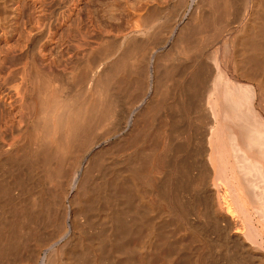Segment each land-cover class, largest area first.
I'll use <instances>...</instances> for the list:
<instances>
[{
	"label": "bare ground",
	"instance_id": "1",
	"mask_svg": "<svg viewBox=\"0 0 264 264\" xmlns=\"http://www.w3.org/2000/svg\"><path fill=\"white\" fill-rule=\"evenodd\" d=\"M174 3L140 5L122 31L105 30L104 55L77 62L80 84L71 72L31 73L41 83L20 120L27 140L4 157L22 151L52 179L48 189L39 178L46 197L29 205L51 213L54 236L33 264H102L116 251L122 264H264V0ZM105 216L110 237L93 231ZM8 217L4 245L16 246L31 222Z\"/></svg>",
	"mask_w": 264,
	"mask_h": 264
},
{
	"label": "rangeland",
	"instance_id": "2",
	"mask_svg": "<svg viewBox=\"0 0 264 264\" xmlns=\"http://www.w3.org/2000/svg\"><path fill=\"white\" fill-rule=\"evenodd\" d=\"M143 1H146V0H143ZM152 1L153 0H150L149 2L148 0L147 2H143L142 4V0L141 1L140 0H0V159H1L0 163H2L0 164V168L2 171V172L0 171L1 172L0 176H3L2 179L6 181L4 182L3 180L1 181L0 179V181L2 182L0 183V190H2L0 191V195H1L0 197H2L0 198V201L3 202V204L0 203V208L2 205L4 206L6 202L9 201V203H12L10 204L11 206H9L10 209H14V211L15 209H18V208L23 209V214H20L22 213L21 210H20L21 212H18L17 210L16 212L10 210L8 207L9 204L6 205L7 208L6 206H4L3 209L1 208L2 210L9 209V211L7 210L6 212L10 213L11 219L12 217L13 219H15V220L12 219V221L15 222L14 224L17 227L19 224L23 226L31 222L26 225L27 228L25 226H24L25 228L23 227L24 230L22 229V227H20L19 229L15 227L18 230V231L16 230L15 231L16 232L20 231L19 233H21V234L19 233L15 234V240L17 243L20 241L21 245H20V242L18 243L19 245L15 244L16 246H13L9 243L10 244V247H9V244L4 245V243L9 242V239H8L9 232L7 231L9 225L7 224L10 222L7 223L4 220L6 216L7 217L9 216V213L4 214V211H0V214L2 213L4 214V215H0V218H2V221L3 220L5 221V222H0V225L2 226V228L0 227V229L2 230L0 232L3 233L5 231L7 235L6 237V235L0 233V239L2 238L1 239L2 242L0 241V244L2 243L1 245L2 246L4 245V249L2 246H1L2 248L1 247L0 248L5 250L6 249L5 247L8 246L9 248L7 247V250L9 251L11 249L10 250L11 252L10 251H9L10 253L8 252L9 256H8V253H5L7 251L5 252L0 251V254L2 253L0 255V264H33V258L35 256L34 253L38 249V247L36 246L38 245L45 249V247H48L53 242V239H54V236L45 234V233H48L46 231H48V227H49L48 225L50 224V221H51V220L49 221L50 219L49 217L51 216V213H48L47 210H43L41 211V213L38 212L39 214H37L35 211H40L39 209H34L35 211L32 210V207H34L33 203L35 200H37L35 201V203H38L39 199H43V197L44 198L46 197L44 188H46L47 185L44 183L45 185L44 187H42L41 183L43 181L46 182L45 180L48 181L46 182L47 184L52 183V182H49V181H52V179H49L48 175H46L47 171L45 168H43L44 165L41 166L42 164L40 161L41 165L39 163H35L34 165L35 169L31 168L33 169L31 170L29 168L30 166L28 167V165L30 164L28 162L27 163L28 165L24 164L28 168L25 167L22 164L23 163L22 161L24 159L26 161L27 156H25L23 159L22 157L25 154L22 151L21 152L14 151L12 153L11 158L13 160L10 159L12 162L8 160L9 158L7 159L4 157L6 156V154H8V151L6 153V150L10 148V144L14 146L16 144L17 146L18 143L19 144L21 143L22 145L27 140L26 127H23L20 120L27 113V110H28V107L26 108V106H28L27 103H29V97L27 93L29 89H31L30 88V85H32L31 82H34V80L31 79V73L34 74V71L36 69H40V70H43L45 73L51 74L49 75L51 77L52 75L62 76L64 73L71 72V77L75 76L73 79L71 78L73 80L71 81V84L72 82H73L72 85H75V83L80 84L77 81V79L79 80L78 73L80 72L79 70L83 69L82 67L85 65V63L83 62L81 63V65H78L77 62L78 61L81 62V60L83 61L84 58L89 56L90 53H92V55L90 54L91 59H92L94 58L92 56L96 57L97 55H101L99 52H102V51L105 52V48H104L106 44L105 38L108 35L105 30H108L109 28L114 29L113 30L114 33L117 31H122V29L126 26L124 22L125 17H126L125 14L128 13L129 16H131V18L136 19L138 17L136 16V13H138L139 11L138 7L140 5H145L146 7L154 8L156 6L155 4H158L159 1L161 3L159 2L160 4H158L159 6L157 5V9H159L160 7V9L162 10V11L158 10L159 12H163V9H164L163 13H166V11L168 12V10L166 9L170 7H171V10H174L175 0H156V1L154 0L153 2ZM170 1L174 5L171 4ZM168 4L169 6H167ZM171 5L174 7H172ZM171 10L169 9V13L171 12ZM171 13L173 14V11ZM171 13L170 14L167 13L168 15L167 14L166 15L169 16L171 15ZM157 16L159 15L157 14L156 17ZM100 47L103 48V50H101ZM76 64L78 65V67H75ZM75 78H76V81H75ZM62 80L63 79H60V80L58 79L56 80L58 84L56 81H54L52 82L53 83L52 85H54V83H56L55 85H59L60 83L62 84L63 83ZM37 82H40V81L37 80L34 83H37ZM44 83L42 82V84ZM26 86H29V87L27 88ZM23 138L24 139L26 138V139L24 140ZM34 147L35 146H33V148ZM34 149L36 150V147ZM14 154L17 156V159H19L20 156L22 155L23 156L21 157V159L17 161V159H15L16 157H14L15 156ZM2 157H4L7 160L5 159L3 160ZM2 160L4 163L1 162ZM5 163L8 166L6 168H10L9 167L10 163L16 164L18 167L16 165L11 164L12 171L9 172L11 168L4 169L5 168L4 166H6ZM20 163L21 165H18ZM14 166L18 169L16 170ZM19 167L20 168L22 167L21 168L22 170H20ZM25 168L30 170L29 172L32 171V173L35 174V176L32 173H31L32 178H31V174L28 176L29 172L28 170L26 171ZM3 170L4 172L7 170L5 173L6 174L8 173V174L5 175ZM15 170L16 171L20 170V172L18 171L17 173ZM44 172H46V174H43ZM54 172L52 171V173ZM24 175H26L30 179H28ZM44 175H46L48 178H46V176ZM23 177L26 178L25 181L23 180L24 179ZM34 177H35V180L37 181L34 180ZM36 177L38 179H36ZM42 177L44 178L43 180L39 179ZM102 178L105 181V176ZM16 179L19 180L21 184L22 182H24V184L21 185L18 181L14 183ZM31 180H34V185L32 184L33 181ZM39 180L40 181L42 180L41 183L38 182ZM27 181H30L31 183ZM10 183L14 186H12ZM2 184L4 185L6 189L8 186L9 190H11L12 193L9 191H6V189H4ZM50 185L51 184H48L47 186L48 189L49 187L50 188L52 187ZM32 186L33 187L35 186V187L33 188ZM26 188L30 190L32 189V193ZM35 188H36V191L39 192V194L36 193ZM23 189L25 190L24 191L25 194L30 193L32 195H35V194L37 195V196L35 195L36 197L35 196L32 197V195L27 194L29 198L26 199V202L29 199V203L31 202L30 204L28 202H27L28 204L27 203L25 204L23 197L18 196L20 191H23ZM42 191H44L43 195H42ZM49 191L50 190H48L47 192ZM33 192L35 194H33ZM12 195L14 196V198L16 196L17 198V199L15 198L16 202L15 200H13L14 198H12L13 197ZM30 196H31V199H30ZM21 198L23 200V202L22 200L21 202L24 203V205H21L22 204L21 202H19V204L17 202V200H20ZM29 205L32 207L30 208ZM28 208H30L32 211ZM117 208L118 207L116 206V210H118ZM24 210H25V213H24ZM10 211H12L14 214ZM34 212L38 216L37 215L33 216ZM28 214H29V218H32V220H30L27 217ZM14 215L16 218L14 217ZM40 215L42 216L40 217ZM21 217L22 218L24 217L23 220L25 223L23 222ZM105 217L104 219L101 218L105 222L100 219L99 224L94 226L93 231L98 232L102 230L104 234L108 233L107 236L110 237L109 235L111 234V222L108 221L109 220L108 216H105ZM9 218L10 217H8V219L6 220L11 221V219ZM18 220H20L21 222ZM47 220L49 221V223ZM81 220L83 221V218H81ZM16 221H18V223ZM45 222L48 224H46ZM45 224L47 225V227L45 226ZM3 225H7L8 227L4 226L5 227L4 229ZM43 227L47 229H44ZM23 231L25 234L24 233L22 234ZM42 232L44 233V235H42ZM92 234L93 232L90 235ZM22 235L23 236L26 235L24 236V238L25 237L26 238L25 239L22 238L23 237ZM17 236L19 237L21 236L20 238L24 239L23 241L24 243L22 242V239H20ZM107 236L104 235V237H107ZM3 239L8 240V241L5 242ZM185 244L186 245L188 244V245L186 246ZM185 244L184 245L187 248L188 247L190 248V243L186 242ZM13 248H16V249L14 250ZM108 250H109V245L105 243L104 251L107 252ZM43 251L44 250L42 249L41 251H39L38 254L41 255ZM3 254L7 256H4ZM90 255L92 257L93 254H90ZM108 257H106L107 259L105 258L106 260L104 259V261H102V264H113L114 262L115 264H118V263L122 264L120 261V252L116 251L113 254H111L109 258ZM74 261L77 262V260H74Z\"/></svg>",
	"mask_w": 264,
	"mask_h": 264
}]
</instances>
